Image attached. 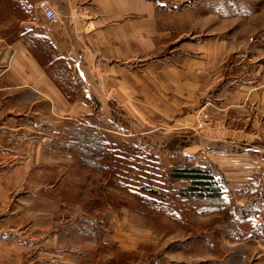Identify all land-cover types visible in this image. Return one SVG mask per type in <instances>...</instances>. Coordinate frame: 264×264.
<instances>
[{"label":"crops","instance_id":"0c3cea01","mask_svg":"<svg viewBox=\"0 0 264 264\" xmlns=\"http://www.w3.org/2000/svg\"><path fill=\"white\" fill-rule=\"evenodd\" d=\"M40 1L50 3L55 21L38 11ZM0 8V212L2 182L17 173L18 181L24 179L19 170L32 156L23 149H39L43 129L60 132L66 121H78L102 133L109 120L112 134L144 137L161 120L186 136L182 129L206 109L221 126L191 129L183 152L218 165L235 211L212 237L228 245V261L207 264L246 263L242 247H260L257 229L264 223L243 227L252 211L264 218V89L257 71L243 78L240 67L258 59L243 52L232 64L227 42L183 39L168 20L181 13L166 0H0ZM127 123L136 134L123 133L130 131ZM8 136L20 141L21 152L8 149ZM72 222L78 228L73 236ZM30 223V229L5 232L0 220V264H103L100 252L83 247L99 240L80 228L85 222L62 217ZM163 258L176 261L168 252Z\"/></svg>","mask_w":264,"mask_h":264},{"label":"rangeland","instance_id":"374dc122","mask_svg":"<svg viewBox=\"0 0 264 264\" xmlns=\"http://www.w3.org/2000/svg\"><path fill=\"white\" fill-rule=\"evenodd\" d=\"M166 2L181 13V17L168 20L182 30L183 39L227 42L232 64H239L243 52L253 54L258 64L244 63L241 76L257 71L261 78L258 86L264 89V0ZM0 13L2 18V8ZM205 92L206 89L200 90V98ZM205 116L207 121L199 128L198 123ZM215 117L206 109L195 112L192 125L182 129L186 136L161 120L151 125L144 137L112 134L108 131L113 126L109 120L102 122L106 130L102 133L82 127L78 121H66L60 132L43 129L39 149H23L22 154L32 156V163H24L19 170L24 179L18 181L17 173L15 179L2 182V231L8 232L10 227L30 229L32 221H57L63 217L85 222L87 226L81 224L80 228L87 236L99 238L97 246L94 241L83 247L89 252H100L103 264H180L176 262L178 258L184 264H207L217 259L227 262L228 245L222 237H214L215 241L212 237L219 230L216 228L230 221L235 213L230 190L224 197L227 208L198 205L183 195L188 183L171 177L173 158L185 156L183 151L190 145L191 129L204 131L221 126L220 117ZM86 121L95 123L94 118ZM134 128L128 124L130 131L123 133L136 134ZM174 141L173 149L170 145ZM5 144L12 149L20 141L8 136ZM18 150L21 152L20 147ZM198 161L203 164L206 160ZM5 165V170H9L14 162ZM257 214L252 211V216L243 220V227L264 222ZM70 231L71 236L78 231L73 222ZM259 231L260 247L246 244L247 248L242 247L248 254L246 263L237 260L231 264H264V223ZM227 233L225 227L224 235ZM165 252L176 257V261L162 260Z\"/></svg>","mask_w":264,"mask_h":264},{"label":"trees","instance_id":"16d2710c","mask_svg":"<svg viewBox=\"0 0 264 264\" xmlns=\"http://www.w3.org/2000/svg\"><path fill=\"white\" fill-rule=\"evenodd\" d=\"M175 143L174 141L170 148H173ZM183 156L173 158L175 165L171 173L173 179H180L188 183L183 195L198 205L227 208L229 204L225 201L224 193L229 189L228 181L218 165L208 160L202 164L196 157ZM229 229L228 226V232Z\"/></svg>","mask_w":264,"mask_h":264},{"label":"built area","instance_id":"2783aa9c","mask_svg":"<svg viewBox=\"0 0 264 264\" xmlns=\"http://www.w3.org/2000/svg\"><path fill=\"white\" fill-rule=\"evenodd\" d=\"M37 8H38V11L41 12L49 21L53 22L57 19L54 9L50 5V3H48L47 1H40L38 3ZM206 121H207V116H205L204 121L198 123L199 124L198 127L202 128Z\"/></svg>","mask_w":264,"mask_h":264}]
</instances>
